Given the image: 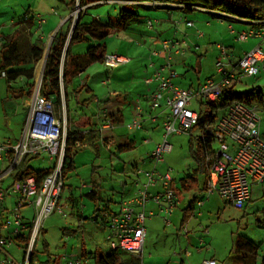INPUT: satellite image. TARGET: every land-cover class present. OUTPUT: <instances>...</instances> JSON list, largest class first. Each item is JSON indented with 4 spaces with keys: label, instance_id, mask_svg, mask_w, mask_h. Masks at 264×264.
Wrapping results in <instances>:
<instances>
[{
    "label": "rangeland",
    "instance_id": "374dc122",
    "mask_svg": "<svg viewBox=\"0 0 264 264\" xmlns=\"http://www.w3.org/2000/svg\"><path fill=\"white\" fill-rule=\"evenodd\" d=\"M150 1L166 2V0ZM51 8L55 9L56 15L50 13ZM133 8L143 21L145 18L153 20V22L162 20L161 24L153 25L152 29H148L146 25L142 24L133 25L134 32H141L138 34L145 37L142 40H138L130 31H121L110 35L106 39L107 53L124 55L130 59L131 64L120 66L117 69L106 68L102 63L90 66L85 70L82 77L74 80L73 85L80 86L82 84L80 87H85L77 95L75 94V98L69 100V111H67V98L62 82L60 83L62 104L60 110H57L53 105L52 97L44 98L43 95V92L45 94L48 92L44 81L45 57L48 55L56 32L61 28L62 21L66 18L62 3L58 0H0L1 42L6 40L2 33L11 36L14 31L19 30L23 34L19 35L18 38L23 42L30 39L33 43L40 39L44 44L43 59L35 66L34 86L27 93L21 95L20 98L16 97V94L8 90L4 78L0 79V142L19 143L23 125L33 112H36L39 117H43L44 113L48 112L59 121L61 135L59 134L58 139L61 140L63 134H67L70 128L73 131L78 130L81 134L78 136H83L85 139L81 147L76 148L74 169L69 171L64 179L65 187L58 202V210L63 214L56 210L43 222L35 244L36 264H69L71 259H79L84 251L87 254L96 251L101 255H106L110 250L107 240L108 228L106 223L104 227L100 223V216L103 213H99L97 224L91 220L94 215L95 202L88 198L87 194L96 191L103 202L109 199L113 200V203H109L110 209L117 208L122 197L120 194L122 188H125L126 193H132L135 191L134 181L138 178L145 180L144 175L138 174L137 171L145 172L152 169V165L146 163V158L148 153L152 151L153 145L143 144V140L149 139L148 134L143 129L132 131L130 128L128 129L127 125L133 118L130 115L131 111L135 109L138 97L148 89L143 82L145 69L148 65L149 51L147 47L153 46L162 39L173 38L175 34L174 30L167 34L162 31V29L173 27L170 20L164 19L166 10L149 11L142 8L138 9V7ZM119 9V4H109L92 9L89 13L105 19V17L115 16ZM84 10L85 8H80L77 5L71 13L74 14L73 20H76L80 12L84 13ZM37 12L46 21L42 27H39L35 22L34 16L37 15ZM198 17L199 14L195 12L190 17L194 24L196 23V26L200 27L198 32L204 35L203 39L197 42L198 48H192V50L175 58L174 70L177 77L172 81L183 92L189 89L196 90L205 79H218L214 66L218 55L215 45L223 38L229 39L230 35L227 29L230 22L222 20L220 23L219 20H210L206 16L210 20V25H205L198 22ZM24 21L25 23H21ZM30 21L32 26L28 28ZM232 25L235 30L240 27L237 23H232ZM245 28L248 29L249 27L245 26ZM213 31H217L219 34L215 37ZM50 32L53 33L50 34ZM145 35H150V37ZM128 38H133L132 43L129 42ZM256 45H258L257 40L249 39L237 43L235 47L238 51L247 50ZM87 48L88 45L85 43L79 44L73 47V51L81 54ZM103 81H107V84H102ZM22 84L23 81L18 80L13 84V89L19 88L18 86ZM252 89L264 94V68L260 70L257 76L244 79L243 84L237 86L234 91L244 93ZM113 94L120 95V98L113 96ZM104 98L115 103L118 100L121 101L118 103V108L122 109L124 120L120 124H114L112 133L116 139L108 136L110 133L108 132L103 138L106 144L97 143L95 145V140H90L86 136L91 131L95 134L96 114L100 109V99ZM191 107L197 113L207 109L205 103L201 106L197 100L192 101ZM225 113V110L219 109L217 117ZM261 117L264 119V115L261 114ZM262 130H264V126H262ZM199 135L200 132L197 129H192L187 134L170 136L168 142L173 150L171 154L164 156V163L157 166V170L160 172H166L170 169V175L178 190H181L180 180L195 168L190 154L191 151L197 150ZM60 140L57 152L60 148ZM128 140L135 141L134 147L120 151L119 146L126 144ZM153 141L159 143L161 137H156ZM41 142L44 146L50 145V140ZM213 148H218V145L214 144ZM49 157L48 153H41L36 157L28 158L30 160L27 165L35 171L48 169L52 164ZM1 170H3V166L0 163ZM10 184L11 180L7 179L3 186L7 188ZM100 192L102 193L100 194ZM199 193L193 189L187 193H181V201L176 205L174 213L164 216L169 222L168 227L163 225L162 220L156 216L157 218L155 217L153 220V229L150 231L149 217L147 218V237L144 246L145 262L150 263L149 257H153L152 263L156 264H179L181 261L184 264H201L204 259L213 258L217 264H230V258L234 255L239 239L245 238L258 244L264 242V185L252 188L251 201L242 210L235 209L223 202L215 193L206 201L199 215L194 211L198 208L194 202L190 206L193 208L192 214L184 216V211L188 208L192 198ZM200 195L201 199L205 198L204 192L203 194L201 192ZM177 196L179 195L177 194ZM70 198L76 199L79 207L82 208L79 210L89 209L84 212L85 219L81 221V225L77 218L70 214V208H72ZM14 207L13 198L8 196L3 204V208L7 209L2 212L3 222L6 219L9 222L14 220V215L11 213ZM82 211H80V215ZM28 215L31 217L29 213ZM204 230L208 231L206 236H203ZM8 253L17 263L23 262L24 253L16 246L8 248ZM81 261L82 264H87L85 261Z\"/></svg>",
    "mask_w": 264,
    "mask_h": 264
},
{
    "label": "built area",
    "instance_id": "2783aa9c",
    "mask_svg": "<svg viewBox=\"0 0 264 264\" xmlns=\"http://www.w3.org/2000/svg\"><path fill=\"white\" fill-rule=\"evenodd\" d=\"M125 4L152 5L145 0H132ZM172 7L176 6L172 5ZM198 10L206 12L203 9ZM73 15L70 14L69 18ZM172 16L170 22L175 30L180 26L191 29L195 25L185 17L172 18ZM34 18L39 27L45 24L41 15H35ZM256 24L264 25V21ZM153 25H156L153 21L146 22L148 29H152ZM227 29L234 41L245 42L254 39L258 41V45L235 59L223 43H217L215 47L218 55L214 66L218 79H205L196 90L189 89L183 92L172 81L177 77L174 70L175 58L186 52L187 45L184 39L175 36L162 39L157 47L149 50L143 82L147 87L155 88L149 95L146 109L139 100L136 102L133 118L127 126L132 131H139L143 129V123L157 124L161 120V142L154 143L152 151L147 155L146 163H150L152 169L145 172L137 171L138 174L144 175L145 180L138 178L134 181L135 191L132 197L122 200L119 203V210L107 217L106 222L109 249L128 256L131 259L130 264H145L143 263L145 222L148 217L153 216L152 212H146V206L153 203L165 216H168L178 205V196L173 186L174 180L170 175V169L160 172L157 166L164 163V156L171 154L173 150L168 138L172 135L189 133L197 123L198 113L192 110V101L216 103L223 90L242 85L244 79L257 76L264 68V48H262L264 28H249L238 32L232 24H228ZM202 36V33L197 32V38ZM129 63V58L116 53L106 54L103 58V65L109 69H117ZM2 77L6 76L0 71V79ZM102 84L106 85L107 81H103ZM261 114L264 115V108L257 104L235 102L224 115L217 117L214 114L213 123L205 127L204 133L211 136L212 143L209 155L206 157L205 198L196 201L198 207L194 210L196 214H200L201 208L215 193L223 202L242 210L251 198L252 188L264 185V134L261 133L264 119ZM96 120L98 126L95 131L102 142L106 134L113 130L114 124L104 109L98 110ZM59 134V121L50 113L45 112L43 117H39L33 112L23 125L19 143L0 142V163L3 166V170L0 171V264H29V257L43 222L58 210L63 187L61 168L64 140L67 136L63 134L60 140ZM204 135H201L198 141L202 142ZM44 140H50V145H42L41 141ZM59 140L61 144L57 152ZM150 143V138L143 140L145 145ZM214 144H217L218 148L214 149ZM41 153H48L49 161L52 162L51 172L48 175L39 182L33 176L23 180L11 179L25 158H33ZM7 179L11 180V184L4 188L3 183ZM151 190L156 191L151 192ZM8 196L13 198L15 205L11 210L14 220L9 222L6 219L3 222L1 215L7 210L3 208V204ZM25 210L30 213V218L24 215ZM164 220L166 225H169L168 220L165 218ZM23 233H28L25 248L13 240ZM207 234L208 231L204 230L203 236ZM13 246L25 252L22 263H17L8 253V248ZM81 260L88 262L89 258L71 259L69 264H82ZM201 264H217V262L208 259Z\"/></svg>",
    "mask_w": 264,
    "mask_h": 264
},
{
    "label": "trees",
    "instance_id": "16d2710c",
    "mask_svg": "<svg viewBox=\"0 0 264 264\" xmlns=\"http://www.w3.org/2000/svg\"><path fill=\"white\" fill-rule=\"evenodd\" d=\"M132 0H58L65 7L68 14H71L77 5L80 8H85L84 13H79L76 20L73 17L68 18L60 29L56 32L54 39L50 45L49 52L46 58L45 66V86L48 88L46 94L43 92L44 98L53 99V105L57 110L62 107L61 104V93L60 83H63L64 93L66 96V108L69 111V100L75 98L84 87L75 86L74 80L78 77H82L85 70L96 63L103 64L104 55L106 51V39L115 33L121 31H131L135 25H146V22L150 19L145 18L144 21L137 14L133 7H138L153 11V10H166V16L164 19L170 20V16L180 13L182 17L187 14L198 13L199 16H208L210 20H226L229 24H236L242 27L249 28H264V25H258L256 23L264 21V0H166L161 1H150L152 5L138 4V5H127L125 2ZM147 1V0H145ZM111 2V3H109ZM119 4L120 9L113 17L99 18L98 15H91L90 10L101 7L103 5ZM175 5L176 7H172ZM198 9H203L200 11ZM206 15V16H205ZM207 18V17H206ZM188 19V18H187ZM208 19V18H207ZM153 21V20H150ZM159 21V20H157ZM21 23H25L21 22ZM134 25V26H133ZM32 26V22H29L28 28ZM22 29V28H21ZM25 30V28H23ZM238 31V30H237ZM239 32V31H238ZM31 35V32H29ZM23 34L18 31H14V34L7 36L2 35L6 38L2 42L0 49V71L5 74V82L7 88L16 97L20 98L21 95L27 93L33 88L35 83V66L39 61L43 59L44 55V44L42 40L38 39L36 42H31L30 39L20 40L19 35ZM88 45V48L84 53L78 54L73 51V47L79 44ZM18 80L23 81V84L18 86L19 88L13 89V84ZM237 86H232L228 89L223 90L221 96L216 103L200 102L202 106L206 104L207 109L205 111L198 112L197 123L192 129H197L200 135H204V140L198 141L197 138V150L191 151V158L194 162L195 168L190 174L185 175L180 180L181 190L175 189L178 195L181 193H187L194 186L200 193L205 192L207 184V164L206 157L209 155L211 148L212 138L205 132V127L208 124L213 123L214 114L217 115V111L225 110L235 102H241L248 105L257 104L259 107L264 108V94L256 89L247 91L244 93H237L234 89ZM89 91V90H86ZM19 93V94H18ZM85 102V101H84ZM85 104V103H84ZM220 106V107H217ZM109 119L113 124L122 123L121 120H117L113 116H109ZM191 129V130H192ZM190 130V131H191ZM87 134V133H86ZM78 130L73 131L69 129L64 147L61 175L63 180V188L65 187L64 179L69 171L74 169V157L76 150L81 147L85 139ZM89 137V138H88ZM86 138L95 140V145L101 143L105 145V140L100 142L99 135L95 131L88 132ZM86 139V140H88ZM135 141H127L126 144L119 146L120 151L128 150L134 147ZM77 148V149H76ZM30 159L25 158L21 163L20 167L13 173L12 178L14 180H23L27 177L33 176L37 182L43 179L46 175L51 172V166L48 169L33 170L27 162ZM136 168V167H135ZM134 172V171H133ZM88 198H91L95 202L96 207L98 201H101L96 191H91L87 194ZM197 196H194L189 204L188 210L189 215L192 214L193 208L191 204L196 202ZM70 206L72 208H79V205L74 198H70ZM110 200H108V203ZM250 202V200L248 201ZM247 202V204H248ZM103 213V217L107 222V217L113 215L109 211L108 207L102 210L94 211V215ZM2 217V215H1ZM13 240L23 248L27 246L28 233H23ZM36 244V242H35ZM35 244L29 257V264H34L36 258ZM25 255V252H23ZM80 258H86L84 254ZM24 259V258H23ZM93 264H130L131 259L125 254L109 250L106 255H95L91 256ZM230 264H264V242L256 243L248 239L241 238L236 243V250L232 258H230Z\"/></svg>",
    "mask_w": 264,
    "mask_h": 264
},
{
    "label": "crops",
    "instance_id": "0c3cea01",
    "mask_svg": "<svg viewBox=\"0 0 264 264\" xmlns=\"http://www.w3.org/2000/svg\"><path fill=\"white\" fill-rule=\"evenodd\" d=\"M63 10L65 11V20H63L62 21V24H61V26L65 23V21L69 18V15L70 14H68V12L66 11V9H65V7L63 6ZM50 13H53V14H55L56 15V11H55V9H50ZM37 15L39 14V15H41L39 12H37L36 13ZM193 14H187V15H185L184 17L185 18H188L189 20H191V21H193L192 19H190V17L192 16ZM179 17H182V14H180V13H177V14H174L173 16H172V18H179ZM198 22L199 23H201V24H205V25H210L209 23H210V20H208L206 17H203V16H199L198 17ZM217 21V20H216ZM35 22H36V24L38 25V22L35 20ZM161 22H162V20H160V21H155V23H156V25H160L161 24ZM194 22V21H193ZM220 23H221V21H219ZM45 23H46V21H45ZM228 24V23H227ZM39 26V25H38ZM227 27H228V25H227ZM249 29V28H248ZM247 28H245V27H242V28H238L237 30L238 31H245V30H248ZM172 30H174V36L176 37V38H179V39H184L185 41H186V45H187V49H186V51H190V50H192V48L194 49H196V48H198V45H197V42L199 41V40H202L203 39V37H204V35L202 36V38H197V32L198 31H200V27H197L196 26V23H195V25H194V27L193 28H191V29H187V28H185V27H183V26H180L177 30H175L174 29V27H168V28H166V29H162V31L163 32H165L164 34H167V33H169V31H171L172 32ZM136 31V30H135ZM137 32V31H136ZM136 32H134V30L132 29L131 31H130V33H133L132 35H134V36H136L137 38H138V40L140 39V40H142V39H144L145 37L144 36H141L142 34H138V33H141V32H138V33H136ZM53 32H50V34H52ZM213 34H214V36L216 37L217 36V34H219L217 31H213L212 32ZM145 36H149L150 37V35H145ZM42 38V37H41ZM129 39V38H128ZM132 40H133V38L132 39H129V42L130 43H132ZM128 41V40H127ZM159 42V41H158ZM158 42L157 43H155L153 46H149V47H147V49H148V51L149 50H151L152 48H155V47H157V45H158ZM218 43H223L229 50V52L233 55V57L235 58V59H238V58H240L241 57V55H242V53L243 52H245V51H247V50H249V49H247V50H236V47H235V45L237 44V43H239V42H236V41H234V39H233V37L232 36H230L229 35V39H224L223 38V40L222 41H220V42H218ZM217 44V43H216ZM251 49V48H250ZM107 54H110V53H107ZM124 56V55H123ZM129 64H131V62L129 63ZM129 64H127V65H129ZM124 66H126V65H124ZM144 75L146 76V73H144ZM145 76H144V78H145ZM154 86H152V87H148V89L146 90V92H144L143 94H141L139 97H138V99H137V101L139 100L140 102H141V104H142V106L146 109L147 108V106H148V104H149V95L152 93V91L154 90ZM113 96H116V97H118V98H120V95H118L117 96V94H113ZM136 101V102H137ZM119 102H121L120 100H118L116 103L115 102H113V101H108V98H104V99H100V104H99V108H100V110L101 109H104V110H106L107 111V113H108V116H113L114 115V118L115 119H117V120H121V122H123V120H124V113H123V111H122V109H120V108H118L119 106H118V103ZM133 115H134V111L132 110L131 111V117H133ZM24 119H25V116H24ZM147 124V125H146ZM161 122H157V124H151V123H149V122H145V123H143V130L146 132V134H148V136H149V138L152 140V142L150 143V144H154L155 142L153 141V139L154 138H156V137H160L161 136V134H162V129H161ZM145 125V126H144ZM95 129L97 128V126H98V121L95 119ZM262 126H264V124H262ZM261 133L262 134H264V130H262L261 129ZM159 135V136H158ZM108 136H112L114 139H116V137H115V135L112 133V131L110 132V133H108ZM115 141V140H114ZM135 144V143H134ZM136 168H137V166H135ZM190 174V173H189ZM174 189H176L177 190V185L175 184V181H174ZM192 189L193 190H195V191H197V189L194 187V186H192ZM191 189V190H192ZM156 190H151V192H155ZM102 192H100V194H101ZM132 193H134V192H132ZM131 192H129V193H126L125 192V188H122V191H121V193L120 194H122V197H121V199H120V202L122 201V200H126V199H128V198H130V197H132V194ZM201 193H199V194H197V197L198 198H201V195H200ZM203 194V193H202ZM100 195L98 194V197H99ZM251 197H252V193H251ZM100 198V197H99ZM101 200V199H100ZM110 200V202L109 203H113V200L112 199H109ZM181 201V194L178 196V204H179V202ZM250 201H251V198H250ZM119 202V203H120ZM109 203H108V200L107 201H105V202H103L102 200L99 202V203H97L98 204V206L96 207V205H95V208H94V211H96V210H102V209H104L105 207H108V209H109V211H111L112 213H116L118 210H119V203L117 204V208H114V209H110V207H109ZM101 204V205H100ZM103 204V205H102ZM104 204H105V206H104ZM189 206V205H188ZM79 209H82V208H70V214H71V216H73V217H76L77 218V220H78V222H80V225H81V221H83L85 218H84V212L85 211H88L89 209L88 208H84L83 209V211L82 210H79ZM174 210H175V208H174ZM174 210H173V212L172 213H174ZM186 210V209H185ZM80 211H82L81 212V215H80ZM24 212V215H26V217L27 218H30V216L28 215V210H25V211H23ZM146 212H152L153 213V216L150 218H148L149 220V228L151 229L150 231H152V229H153V224H154V221L153 220H155V217L157 216L160 220H162V224L163 225H166V223H165V220H164V216H165V214L163 213V212H161L158 208H156L155 206H154V204L153 203H149V205H147L146 206ZM30 214V213H29ZM100 214H101V212H100ZM99 214V215H100ZM99 215H93L92 217H91V220H93V221H95L94 223L95 224H97L96 222H97V218L99 217ZM184 216H189V212H188V210L187 211H184ZM156 217V218H157ZM100 218H101V224L103 225V227H104V225H105V223H106V221H105V219H104V217H103V215L102 216H100ZM79 225V226H80ZM167 226V225H166ZM168 227V226H167ZM145 230H146V222H145ZM146 237H147V230H146ZM146 237H145V241H146ZM144 246H145V244H144ZM86 255V257L87 258H91V256H92V254H94V253H86L85 251L82 253V255L81 256H83V255ZM95 255H101L99 252H96L95 251ZM209 259H213V258H209ZM149 260H151V262L150 263H147V262H145V260H144V250H143V263H145V264H156V263H152L153 262V257H149ZM204 260H208V259H204ZM203 260V261H204ZM213 260H215V259H213ZM91 262H92V259H89L88 260V262H86L87 264H91ZM34 264H36L35 262H34ZM179 264H184L183 263V261H181Z\"/></svg>",
    "mask_w": 264,
    "mask_h": 264
}]
</instances>
